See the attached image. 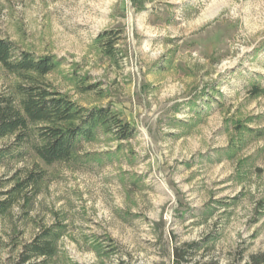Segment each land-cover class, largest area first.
Returning <instances> with one entry per match:
<instances>
[{"label":"rangeland","instance_id":"obj_1","mask_svg":"<svg viewBox=\"0 0 264 264\" xmlns=\"http://www.w3.org/2000/svg\"><path fill=\"white\" fill-rule=\"evenodd\" d=\"M0 36L56 55L54 86L134 127L38 161V192L0 216V264L48 227L57 250L34 264H172L202 238L221 264L264 254V0H0ZM13 81L0 66V92ZM33 164L0 163V199Z\"/></svg>","mask_w":264,"mask_h":264},{"label":"trees","instance_id":"obj_2","mask_svg":"<svg viewBox=\"0 0 264 264\" xmlns=\"http://www.w3.org/2000/svg\"><path fill=\"white\" fill-rule=\"evenodd\" d=\"M106 44L108 54L113 55L114 44L110 39ZM61 64L54 54L38 55L0 36V66L15 78L0 92V142L13 139L0 144V163L34 161L31 169H17L13 187L0 199V216L18 202L25 190L38 192L46 172L38 161L46 165L79 161L82 142L94 139L99 131L114 133L119 140L134 136V127L110 107H84L54 86L47 76ZM58 237L52 228L43 229L22 246L13 264H34L39 257H51L57 250ZM208 240L176 243L172 264H221L213 258L204 259L205 254L200 252ZM224 264H264V254Z\"/></svg>","mask_w":264,"mask_h":264}]
</instances>
